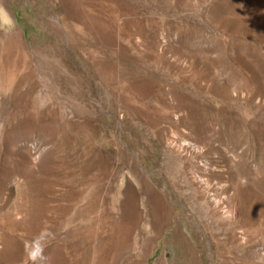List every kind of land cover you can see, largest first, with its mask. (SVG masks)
<instances>
[{"label": "rangeland", "instance_id": "1", "mask_svg": "<svg viewBox=\"0 0 264 264\" xmlns=\"http://www.w3.org/2000/svg\"><path fill=\"white\" fill-rule=\"evenodd\" d=\"M2 1L0 264H264V0Z\"/></svg>", "mask_w": 264, "mask_h": 264}, {"label": "bare ground", "instance_id": "2", "mask_svg": "<svg viewBox=\"0 0 264 264\" xmlns=\"http://www.w3.org/2000/svg\"><path fill=\"white\" fill-rule=\"evenodd\" d=\"M82 4L76 5V2L74 3V5L72 7H74L75 10V15L76 17L80 18V20H82V22L84 23V25H86L87 30H89L94 36H96L97 38H101L103 32H104V24L103 22L100 20L99 16L96 14V12L92 9L90 3L88 4L89 7H85L83 6V2H85V0H79ZM89 2V1H88ZM78 3V2H77ZM64 4V3H63ZM255 5V4H254ZM108 7V6H107ZM72 10V9H71ZM99 13V12H98ZM77 18V19H78ZM103 19V18H102ZM249 19V18H248ZM82 24V23H81ZM18 27V23L17 21L14 19V17L11 15V13L9 12V10L7 9V7L5 6L4 2L2 0H0V29L4 30L5 32H12L15 31V29H17ZM1 33V32H0ZM80 40V39H79ZM6 42L10 43L11 41V36L7 37ZM80 42V41H79ZM89 47V46H88ZM26 79V78H25ZM130 86V85H129ZM134 90V89H133ZM176 138V137H175ZM185 140V139H184ZM168 141V140H167ZM168 145V144H167ZM190 142L184 141L182 143V147H188L190 146ZM189 148V147H188ZM37 149V148H35ZM174 150V149H173ZM195 151V149H194ZM196 153V152H195ZM199 155V154H198ZM193 162V161H192ZM204 163V162H203ZM205 164V163H204ZM203 165V164H202ZM204 167V165H203ZM197 168V166H196ZM205 168V167H204ZM210 168V167H208ZM191 169V168H190ZM193 169V168H192ZM197 171V170H196ZM205 171V169H204ZM192 172V171H191ZM187 173V172H186ZM207 173V172H206ZM201 174V171H200ZM197 173L196 175V179L199 181H202L203 177ZM205 174V173H204ZM192 176V175H191ZM123 178V177H122ZM195 179V181H196ZM207 180V179H206ZM210 181V180H209ZM122 182V181H121ZM124 182V181H123ZM122 182V184H123ZM204 182V181H203ZM208 182V181H207ZM209 184V182H208ZM207 185V184H206ZM210 186V184H209ZM200 187V186H199ZM217 188V187H216ZM140 189V188H139ZM199 190V189H197ZM227 192V191H226ZM151 194V193H150ZM229 195V194H228ZM154 197V196H153ZM144 198V197H143ZM147 198V196H146ZM152 198V197H150ZM153 199V198H152ZM154 199L156 200L157 198L154 197ZM229 199V198H228ZM231 199V198H230ZM129 200V199H128ZM204 200V199H203ZM166 201V200H165ZM202 201V200H201ZM200 201V202H201ZM86 202V201H85ZM161 202V201H160ZM232 202V201H231ZM148 203V202H147ZM145 202V200L142 203V207L144 209V215H145V220L141 221V225L139 224V217H138V213L136 212V209L134 208L132 202L127 201L125 206L127 207V210H129V218L128 220L125 222V225L123 227V239L120 242V244H114L112 245V249L111 251L108 253L107 255V264H118V262L121 259H125V258H129L131 260H133L134 256L139 254L140 249L142 248L143 244H139V242H133V239L136 238V233L137 232V228L139 229L138 226H141V228L143 229V231L147 234L150 235L152 233V219H150L149 213H148V205ZM163 203V202H162ZM135 205V204H134ZM200 205V204H199ZM124 206V205H123ZM229 206V205H228ZM161 206H159L160 208ZM212 207V206H211ZM237 207V206H236ZM210 208V207H209ZM126 209V208H124ZM164 210V209H163ZM162 210V211H163ZM209 210V209H208ZM230 210V209H229ZM234 210V209H233ZM161 211V209H160ZM227 211V210H225ZM127 212V211H126ZM162 213V212H161ZM214 213V212H213ZM219 213V212H218ZM217 213V214H218ZM231 213V211H230ZM160 214V212H159ZM163 214V213H162ZM223 214V213H222ZM226 214V213H225ZM233 214V213H232ZM156 215V214H155ZM158 215V213H157ZM230 215V214H229ZM164 216V215H163ZM226 216V215H225ZM242 216V215H241ZM262 216V215H261ZM260 216V217H261ZM160 217V215L158 216ZM228 217V214H227ZM232 217V216H231ZM234 217V216H233ZM222 218V217H221ZM210 219V218H209ZM241 219V218H240ZM243 219V218H242ZM241 219V220H242ZM231 220V219H230ZM164 221V220H163ZM237 222V220H236ZM264 222V220H263ZM156 224H161V220L160 218H157L156 220ZM255 224V223H254ZM263 226V225H262ZM159 227V226H158ZM258 228V226H257ZM99 229V228H98ZM97 231V230H96ZM121 231V229H120ZM120 233V232H119ZM135 233V234H134ZM180 231L175 233V237L179 235ZM257 233V232H255ZM99 235V234H98ZM116 235V233H115ZM242 235V234H241ZM114 236V235H112ZM111 236V237H112ZM134 237V238H133ZM138 237V236H137ZM174 237V238H175ZM99 238V236H98ZM110 239V237H108ZM113 238V237H112ZM115 238V237H114ZM239 238V237H238ZM105 239V238H103ZM108 239V240H109ZM145 240V239H144ZM99 241V240H98ZM107 241V240H106ZM112 241V240H111ZM118 241V240H117ZM135 241V240H134ZM177 241V240H176ZM254 241V240H253ZM109 242V241H108ZM114 243V241H112ZM144 242V241H143ZM146 242V241H145ZM110 243V242H109ZM246 243V242H245ZM112 244V243H111ZM111 246V245H110ZM146 246V245H145ZM247 246V245H246ZM111 248V247H109ZM144 248V246H143ZM96 249V248H95ZM108 251V250H107ZM106 251V252H107ZM143 249H141L140 252H142ZM258 253L261 255L262 258H264V245H261L257 248ZM101 255V254H100ZM95 256V255H94ZM95 258V257H94ZM257 260V259H256ZM94 261V260H93ZM95 263V262H94ZM135 263V262H134Z\"/></svg>", "mask_w": 264, "mask_h": 264}]
</instances>
